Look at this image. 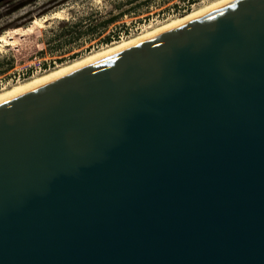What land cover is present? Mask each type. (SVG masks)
I'll return each mask as SVG.
<instances>
[{"label":"water","instance_id":"obj_1","mask_svg":"<svg viewBox=\"0 0 264 264\" xmlns=\"http://www.w3.org/2000/svg\"><path fill=\"white\" fill-rule=\"evenodd\" d=\"M0 264H264V0L1 97Z\"/></svg>","mask_w":264,"mask_h":264},{"label":"rangeland","instance_id":"obj_2","mask_svg":"<svg viewBox=\"0 0 264 264\" xmlns=\"http://www.w3.org/2000/svg\"><path fill=\"white\" fill-rule=\"evenodd\" d=\"M214 1L0 0V35L11 34L6 39L12 43L0 45V90L103 48L106 45L100 42L108 36H113L112 43L120 41ZM55 12L59 16L49 18ZM45 17L41 26L28 30L35 19ZM112 17L115 21L99 26ZM29 21L23 29L15 28ZM66 22L81 26L63 31ZM10 46L29 49L19 54ZM4 57L12 59V64L2 62Z\"/></svg>","mask_w":264,"mask_h":264},{"label":"bare ground","instance_id":"obj_3","mask_svg":"<svg viewBox=\"0 0 264 264\" xmlns=\"http://www.w3.org/2000/svg\"><path fill=\"white\" fill-rule=\"evenodd\" d=\"M223 1H225V0H216L214 2H211V3L207 4V5H204V6H201L199 8H196L194 10H191V11H189V12H187V13L179 16V17L173 18V19H171V20H169V21H167V22H165L163 24L157 25V26L152 27V28H150L148 30L140 32V33H138L135 36H132V37H129V38H126V39H122V40L117 41V42H113V43H111V44H109V45H107V46H105L103 48H100L98 50L92 51V52H90V53H88V54H86V55H84L82 57H79V58L74 59V60L69 61V62H65L63 64H59L56 67L51 68V69H49V70H47V71H45V72H43V73H41V74H39L37 76H33V77L28 78V79H26L24 81H21V82H18L16 84H13V85L5 88V89L0 90V98L4 97L6 95H9L11 93H14V92H16L18 90H21V89H23V88H25V87L33 84V83H36L39 80L45 79V78H47V77H49L51 75L59 73V72L65 70V69H67V68H69L71 66L80 64V63H82V62H84L86 60L95 58V57H97V56H99L101 54L107 53V52H109V51H111L113 49L119 48L121 46L128 45V44L134 43L136 41L145 39V38H147L150 35L158 34L162 30H165V29H167V28H169V27H171V26H173V25H175V24H177V23H179V22H181V21H183V20H185V19H187V18H189V17L201 12V11H204V10L214 6V5H217V4H219V3L223 2ZM59 13L60 12H55L49 18L58 17ZM47 19L48 18H46V17L43 18V19H35L33 24H32V26L28 30H31L33 28V25L34 26H41V24L44 23ZM14 34H16V32H14ZM9 35L11 36V34H9V33L0 35V45H4L5 46V45H11L12 44V43H9L7 41V39H6Z\"/></svg>","mask_w":264,"mask_h":264},{"label":"trees","instance_id":"obj_4","mask_svg":"<svg viewBox=\"0 0 264 264\" xmlns=\"http://www.w3.org/2000/svg\"><path fill=\"white\" fill-rule=\"evenodd\" d=\"M190 11V10H189ZM189 11H187V12H189ZM186 13V12H185ZM181 15H183V14H181ZM181 15H178V16H181ZM32 21V20H31ZM31 21H29L28 23H26V24H24V25H22V26H19V27H15L16 29H23L27 24H29ZM113 21H115L114 20V17H112V18H110V19H108V20H106V21H103V22H101L100 24H99V26H102V27H106L108 24H110V23H112ZM77 25V26H76ZM80 27L81 26V24L80 23H75L74 25H71L69 22H66V23H64L62 26H61V29L63 30V31H67L68 30V28H73V27ZM70 32V31H69ZM66 33H68V32H66ZM65 33V34H66ZM82 32H79V35L81 34ZM112 39H113V36L112 37H107V38H105V39H103L100 43H103V44H105L106 46L107 45H109V44H111L112 43ZM117 42V41H116ZM8 47V46H7ZM29 49V48H28ZM27 49V50H28ZM9 50L10 51H12V52H18L19 54H23V53H25V52H27V50H25V49H19V48H16V47H14V46H10L9 47ZM77 59V58H76ZM74 60V59H73ZM2 62H4V63H6V64H8V65H10V64H12V59H10V58H3L2 60H1Z\"/></svg>","mask_w":264,"mask_h":264}]
</instances>
